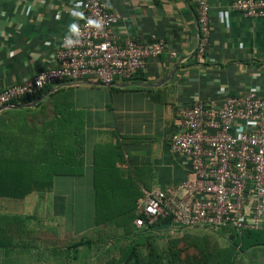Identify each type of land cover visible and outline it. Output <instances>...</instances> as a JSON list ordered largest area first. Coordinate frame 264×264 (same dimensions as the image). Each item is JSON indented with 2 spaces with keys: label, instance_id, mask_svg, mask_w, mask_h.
Wrapping results in <instances>:
<instances>
[{
  "label": "crops",
  "instance_id": "crops-1",
  "mask_svg": "<svg viewBox=\"0 0 264 264\" xmlns=\"http://www.w3.org/2000/svg\"><path fill=\"white\" fill-rule=\"evenodd\" d=\"M101 1L120 16L112 32L121 42L162 38L178 55L150 59L129 82L104 86L67 81L49 89L60 90L53 102L70 104L83 115L85 169L80 176L56 177L50 191L28 195L36 202L25 214L65 225L70 236L96 228L94 169L102 167L95 160L105 162L116 179L109 185L100 181L113 203L125 192L131 201L135 191L144 194L177 184L189 170L184 156L169 146L179 108L197 99L219 100L225 92L264 95V16H244L232 8V0H205L211 46L200 57V0ZM82 2L0 0V90L56 67L54 51L60 38L80 23Z\"/></svg>",
  "mask_w": 264,
  "mask_h": 264
},
{
  "label": "built area",
  "instance_id": "built-area-1",
  "mask_svg": "<svg viewBox=\"0 0 264 264\" xmlns=\"http://www.w3.org/2000/svg\"><path fill=\"white\" fill-rule=\"evenodd\" d=\"M247 17L264 16V0H232ZM199 38L196 52L211 46L210 8L197 5ZM75 30L60 38L56 67L0 90V108L67 81L113 86L132 81L150 59L167 53L165 39L122 42L112 32L120 16L101 0H83ZM98 25V26H97ZM170 150L189 163L185 180L144 192L137 202L134 225L151 226L171 218V227L264 230V95L255 91L218 99H197L177 113Z\"/></svg>",
  "mask_w": 264,
  "mask_h": 264
},
{
  "label": "trees",
  "instance_id": "trees-1",
  "mask_svg": "<svg viewBox=\"0 0 264 264\" xmlns=\"http://www.w3.org/2000/svg\"><path fill=\"white\" fill-rule=\"evenodd\" d=\"M49 89L51 87L12 104L31 103ZM59 91L50 94L33 108L0 112V199L24 200L33 192L50 191L56 177L84 174V118L70 104L52 101ZM95 163L96 167H102L94 169L96 227L114 226L122 230L126 238L153 228H176L170 226L171 218L160 219L151 226L135 227L137 202L143 198V194L135 191L131 201H128L130 193L125 192L120 194L118 202L113 203L106 186L116 179L105 162L98 159ZM102 180L106 186L101 185ZM30 216L21 214L17 218L23 221L26 228V219ZM223 230L229 233L230 241L220 248L215 264L264 262V230ZM90 244V240H81L67 248L77 251L81 246ZM0 246L5 248L7 244L0 241ZM131 251L134 252L133 249ZM244 255L249 257L247 263L241 260ZM115 263L116 259L113 258L105 264Z\"/></svg>",
  "mask_w": 264,
  "mask_h": 264
},
{
  "label": "rangeland",
  "instance_id": "rangeland-1",
  "mask_svg": "<svg viewBox=\"0 0 264 264\" xmlns=\"http://www.w3.org/2000/svg\"><path fill=\"white\" fill-rule=\"evenodd\" d=\"M30 200L0 199V241L7 244L0 246V264H105L113 258L115 264H215L220 248L230 241L228 232L209 227L153 228L126 238L114 226H99L70 236L65 225L36 215L26 219L25 228L17 216L34 206ZM81 240L91 244L77 251L67 248ZM241 257L247 263L249 257Z\"/></svg>",
  "mask_w": 264,
  "mask_h": 264
},
{
  "label": "water",
  "instance_id": "water-1",
  "mask_svg": "<svg viewBox=\"0 0 264 264\" xmlns=\"http://www.w3.org/2000/svg\"><path fill=\"white\" fill-rule=\"evenodd\" d=\"M55 90H49L45 92L41 97L35 99L31 103H23V104H9L2 108H0V112L7 110V109H20V108H33L35 105L40 103L44 98H46L48 95L52 94Z\"/></svg>",
  "mask_w": 264,
  "mask_h": 264
},
{
  "label": "clouds",
  "instance_id": "clouds-1",
  "mask_svg": "<svg viewBox=\"0 0 264 264\" xmlns=\"http://www.w3.org/2000/svg\"><path fill=\"white\" fill-rule=\"evenodd\" d=\"M98 26V25H97Z\"/></svg>",
  "mask_w": 264,
  "mask_h": 264
}]
</instances>
